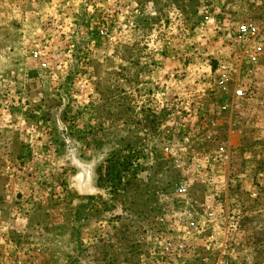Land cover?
Segmentation results:
<instances>
[{
	"label": "rangeland",
	"instance_id": "rangeland-1",
	"mask_svg": "<svg viewBox=\"0 0 264 264\" xmlns=\"http://www.w3.org/2000/svg\"><path fill=\"white\" fill-rule=\"evenodd\" d=\"M247 23L264 39V0H0V264H138L163 214L207 237L238 217L230 263L264 264Z\"/></svg>",
	"mask_w": 264,
	"mask_h": 264
},
{
	"label": "built area",
	"instance_id": "built-area-1",
	"mask_svg": "<svg viewBox=\"0 0 264 264\" xmlns=\"http://www.w3.org/2000/svg\"><path fill=\"white\" fill-rule=\"evenodd\" d=\"M237 42L242 45L240 70L244 71L245 88L236 90L234 96L242 98L249 92L255 95L258 88L256 72L260 65V45L264 39L258 28L251 23L239 28ZM45 66V65H43ZM223 84L237 83V70L231 63H222L219 67ZM227 90V87H224ZM186 189H179V196L185 197ZM175 217L161 215L156 220L151 235L146 238L147 251L140 256L138 264H254L252 256L246 251L242 261L230 263L229 257L237 260L238 255L232 249L239 238V218L233 217L228 227L220 229L218 219H213V233L205 236L206 225L191 220H178ZM204 250H206L204 252ZM208 251V253H207Z\"/></svg>",
	"mask_w": 264,
	"mask_h": 264
},
{
	"label": "trees",
	"instance_id": "trees-1",
	"mask_svg": "<svg viewBox=\"0 0 264 264\" xmlns=\"http://www.w3.org/2000/svg\"><path fill=\"white\" fill-rule=\"evenodd\" d=\"M122 172H124V170L123 171H117V173L116 174H114L115 172H114V169H109V171H108V175L110 176V175H112V180H114V179H122V175H121V173Z\"/></svg>",
	"mask_w": 264,
	"mask_h": 264
}]
</instances>
